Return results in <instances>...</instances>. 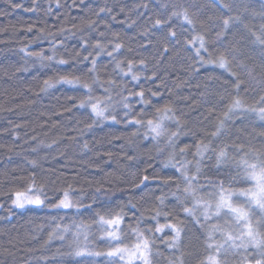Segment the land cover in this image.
<instances>
[{
	"label": "trees",
	"instance_id": "obj_1",
	"mask_svg": "<svg viewBox=\"0 0 264 264\" xmlns=\"http://www.w3.org/2000/svg\"><path fill=\"white\" fill-rule=\"evenodd\" d=\"M157 20L165 23L154 27ZM97 40L106 51L88 73L91 57L83 58L95 56ZM115 43L122 48L113 59ZM117 61L125 71L132 61L139 80L123 76ZM68 73L91 84L93 102L116 121L81 108L87 91L58 82ZM45 80L53 86L45 89ZM141 90L147 105L130 95ZM165 107V131L152 139L147 121ZM262 107L264 0H0V264H127L107 253L131 249L135 228L151 240L150 264H207L209 256L255 264L261 256L251 245L217 253L222 233L243 228L227 209L215 215V204L222 185L264 234V211L239 195L253 187L240 162L264 158ZM198 145L209 148L196 155ZM221 149L227 155L218 162ZM181 164L196 177L195 196L184 192ZM29 187L42 190L44 204L13 207L15 192ZM65 192L76 207H54ZM116 213L124 217L119 244L98 222ZM169 224L182 229L173 247Z\"/></svg>",
	"mask_w": 264,
	"mask_h": 264
},
{
	"label": "snow or ice",
	"instance_id": "obj_2",
	"mask_svg": "<svg viewBox=\"0 0 264 264\" xmlns=\"http://www.w3.org/2000/svg\"><path fill=\"white\" fill-rule=\"evenodd\" d=\"M146 7V5H145ZM101 11H104V9H101ZM185 20L188 23H191V21L188 20L187 16H185ZM162 23L160 20H157L154 27H159ZM229 24V21L226 19L224 20V25L227 27ZM171 36H175L174 32L170 33ZM86 46V45H85ZM95 49H98L95 56H92L91 53H89L88 56H84V60L88 61L89 57H91V67L88 68V73H95L97 70V57H99L102 53L106 51V46L103 45L99 40L93 45ZM205 47L203 38H200V49H203ZM122 48V44L115 43L112 51L107 52V55L109 57H112L114 59L113 54L119 52V50ZM200 49H197V55L200 54ZM23 51V50H22ZM167 51V49H165ZM30 55H37L41 56L39 53H30ZM80 53H77V56H79ZM44 57L41 56V59ZM48 60H52L53 57L49 56L47 57ZM60 64H66L67 61L64 59L59 60ZM144 62L141 61V64ZM218 63L220 67H226L227 60L224 56H221L218 58ZM116 68L120 70V72L123 74V76H131L132 81L139 80V75L134 70L135 66L132 63V61H128V67L127 71L124 70V68L121 66V62H116ZM59 83L68 84L71 86H77L82 87L85 89L88 93L87 98L81 100L80 107H90L91 112L95 117L101 118V119H111L113 121H116V117L108 116L106 115L107 112V105H104V102L97 99L95 102H93V98L91 96L92 92V85L87 82H82L81 76L75 75L73 73H68L66 75H63L60 77ZM97 83L96 79L92 80V84ZM111 83V81H109ZM45 89L52 87L53 85L49 82V80L44 81ZM239 87V85H237ZM44 90V89H42ZM107 91V89H105ZM155 95V93H153ZM130 95H135L140 98V102L142 104L147 105L149 103L148 100L144 98L145 94L144 91L141 90L136 93H130ZM110 100L111 97H108ZM127 97L124 98L125 103L123 104L125 109L130 110L129 104L126 102ZM240 101L236 100L234 101V104L232 107H239ZM171 111L170 108L165 107L163 109V115L158 118V120L153 121L152 119H149L147 121V129L152 134V139H157L160 137L163 132L165 131L163 126V120L168 119V113ZM232 111V108H229V112ZM157 112H161V109H157ZM259 112L261 114V118L264 119V107L259 109ZM125 115H128L126 112ZM225 118L228 117L229 113L226 112ZM118 122V121H117ZM130 123L141 125L143 126L144 122L141 119H135L133 118ZM223 124V122H221ZM88 127H91V125H88ZM220 132V129L218 128L215 133H213V136L218 135ZM177 135V133H172V136L169 137V142H172L173 138ZM87 147V145H85ZM209 148L208 145H198L197 146V153L196 155H202L204 151H207ZM183 151V149L181 150ZM226 152L221 149L220 152L217 155L218 162H221L224 158H226ZM240 166L242 167L244 171L245 178L248 180H251L253 182V187L248 190H242L239 195L244 196L248 199V202L250 204H255L257 207H259L262 211H264V158L257 157L254 162H249L247 159H244L240 162ZM177 171L181 172V175H183L184 180L186 182V187L184 188V192L189 195L195 196V188L193 187V180L196 179L195 176L189 177L187 175V165L181 164L179 168H177ZM197 172H199V167H197ZM147 179V177H145ZM143 183V181H141ZM41 189H35L34 187H29L27 191H17L15 192L14 196L15 199L13 200V204L15 207L23 208L25 204H34V205H42L44 204V200L40 198ZM68 192L64 193V198L60 199L57 204L54 205L56 208H73L76 207L75 204H73L68 199ZM234 195L233 192L227 191L223 188L221 185L220 189V196L215 204V215L219 216L222 212V210L227 209L230 214L233 215L234 220L238 225H240L243 228V231L239 233L238 236H233L230 233H222L224 235V241L220 244L216 245V251L217 253L221 252V250L226 249V246H231L233 248L236 247H244L247 248L249 245L256 248L259 255L261 256L260 259L255 260V264H264V234L258 231L259 222L254 225L250 219L249 212L246 211L243 207H235L233 206L231 202V197ZM199 203V201H197ZM211 205H208L205 211V218L207 219V209L210 208ZM184 212L188 215H193L192 209L184 208ZM159 212L156 213L157 216H159ZM155 219V217H153ZM124 220L123 215L120 213H116L115 215H112L110 218H106L103 215L99 216V223L101 225L107 226V236L110 240L117 242L119 244L120 241V235H119V229L120 225L122 224ZM59 227V225H57ZM163 225L158 226L155 231L156 232H162L164 230ZM167 227H169L173 235L172 243L169 244V247L175 246L176 242L179 241L180 235H181V227L178 225H172L169 224ZM135 237H136V243L133 245L131 249L128 247H120L117 246L114 249L110 250L107 255L110 257H116L119 256L121 260L125 259V256L128 257L127 264H133L134 261H140L142 264H150V255H151V240L149 237L144 235V232L140 230L139 228H135L132 230ZM50 234V238H51ZM211 238V236H210ZM63 239V237H61ZM239 240L240 243L236 244L235 241ZM209 247H212V245H209ZM82 253L78 252L77 255H81ZM99 255V253H97ZM207 264H219V261L217 260L216 256H209ZM248 264H251L249 261Z\"/></svg>",
	"mask_w": 264,
	"mask_h": 264
},
{
	"label": "rangeland",
	"instance_id": "obj_3",
	"mask_svg": "<svg viewBox=\"0 0 264 264\" xmlns=\"http://www.w3.org/2000/svg\"><path fill=\"white\" fill-rule=\"evenodd\" d=\"M251 181V180H250ZM252 185H253V183H252ZM15 199V198H14ZM252 205H254L255 207H257L255 204H252ZM12 206L13 207H15L14 206V204H13V202H12ZM28 206H35L34 204H25V206L24 207H28ZM16 208H18V207H16ZM259 208V207H258ZM260 209V208H259ZM125 258H126V260L128 261V257L127 256H125Z\"/></svg>",
	"mask_w": 264,
	"mask_h": 264
}]
</instances>
